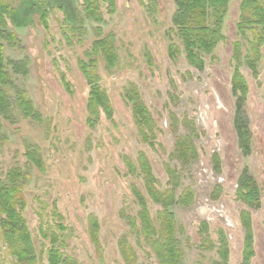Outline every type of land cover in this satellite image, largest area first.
Returning <instances> with one entry per match:
<instances>
[{"label":"rangeland","instance_id":"1","mask_svg":"<svg viewBox=\"0 0 264 264\" xmlns=\"http://www.w3.org/2000/svg\"><path fill=\"white\" fill-rule=\"evenodd\" d=\"M0 1L16 14L15 25L6 22L16 42L0 39L3 67L36 113L23 118L12 107V120L0 118V185L12 170L24 173L16 212L38 264H48L53 237L70 264H125L121 242L135 264H158L139 233L135 195L158 232L163 209L145 188L140 155L155 190L175 197L167 211L181 263L248 264L264 231V25L244 23L242 0H229L208 50L188 49L177 35L175 0ZM106 40L111 57L95 49ZM14 64L26 73L14 74ZM91 75L111 111L99 109L93 127ZM132 93L152 120L147 142ZM28 148L41 168L28 163ZM0 264H16L1 228Z\"/></svg>","mask_w":264,"mask_h":264},{"label":"trees","instance_id":"2","mask_svg":"<svg viewBox=\"0 0 264 264\" xmlns=\"http://www.w3.org/2000/svg\"><path fill=\"white\" fill-rule=\"evenodd\" d=\"M229 0H175V11L173 13L172 25L174 26L177 35L183 41L184 45L189 47H197L199 49L208 50L212 44L220 38L219 26L224 20L227 12V4ZM242 13L247 15L244 23L260 27L264 25V9L259 0H242ZM249 15V17H248ZM45 17V16H43ZM10 21L13 25L16 23V14L13 8L7 3L0 1V39L8 38V42H16V37L6 26V22ZM95 48L96 52L105 53V57H111L112 48L111 42L108 40L98 43ZM257 50L254 51V54ZM13 68L17 71L16 75H24L25 71H20L23 67L20 64H14ZM89 74V73H88ZM6 69L3 67L2 45L0 44V118L3 120L13 119L12 107L17 109L19 115L23 118H34L35 111L27 95L16 89L13 82L10 80ZM88 85L91 88L90 98L88 102V111L90 118L87 124L91 127L97 122L99 117V109L107 116L110 115L108 100L104 93L95 86V77L86 76ZM14 91V98L11 100L9 94ZM129 101L134 104L135 123L140 129V134L144 141H149L147 135L152 136L153 124L150 116L139 108L141 106L134 93L131 94ZM1 123V122H0ZM2 126L0 124V139ZM145 131L147 133H145ZM28 163L41 168V157L36 148L27 149ZM139 170L143 176L145 188L155 203L160 204L163 211L157 215V221L161 225L160 232L157 231L142 197L136 196L135 199L139 207L137 218L140 224L139 233L144 238L145 244L157 255L158 264H182L181 254L177 250L173 234V223L171 221V213L167 211L173 205L175 197H171L170 193L161 194L155 190L151 166L143 155L139 156ZM1 183V182H0ZM24 173L20 170H12L8 174L6 185H0V214L5 215L0 223V228L4 240L8 244V251L11 256L16 259V264H38L39 259L35 254V249L31 241L30 234L26 231V227L19 217L18 208L24 205L22 197V188L26 185ZM248 187V186H247ZM246 187V189H247ZM245 191V190H244ZM248 191V189H247ZM246 192V191H245ZM254 194V192H252ZM135 194V193H134ZM247 196L246 194H243ZM186 198L178 199V203L187 201ZM129 225L132 230L136 229L135 219H129ZM63 230L62 227H59ZM98 229L93 221L90 223V235L92 237L98 255L100 248L97 242ZM158 236V238H157ZM53 237L51 239V247L46 251L48 264H70V259L65 258L63 254L55 248L57 241ZM119 252L125 264H135V255L130 247L125 242L119 244ZM252 254V252H251ZM247 254L246 258L248 257ZM37 257V258H36ZM225 261V258H223ZM225 264V262H223Z\"/></svg>","mask_w":264,"mask_h":264},{"label":"flooded vegetation","instance_id":"3","mask_svg":"<svg viewBox=\"0 0 264 264\" xmlns=\"http://www.w3.org/2000/svg\"><path fill=\"white\" fill-rule=\"evenodd\" d=\"M256 248L257 251L251 257L248 264H264V231H262V233L259 235L258 245L256 243Z\"/></svg>","mask_w":264,"mask_h":264},{"label":"water","instance_id":"4","mask_svg":"<svg viewBox=\"0 0 264 264\" xmlns=\"http://www.w3.org/2000/svg\"><path fill=\"white\" fill-rule=\"evenodd\" d=\"M263 147H264V144H263Z\"/></svg>","mask_w":264,"mask_h":264}]
</instances>
